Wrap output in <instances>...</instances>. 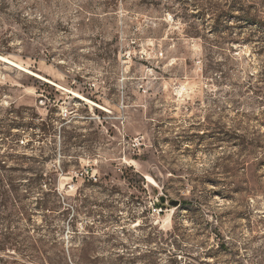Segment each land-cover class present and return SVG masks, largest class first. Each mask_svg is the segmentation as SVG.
Segmentation results:
<instances>
[{"label":"rangeland","instance_id":"obj_1","mask_svg":"<svg viewBox=\"0 0 264 264\" xmlns=\"http://www.w3.org/2000/svg\"><path fill=\"white\" fill-rule=\"evenodd\" d=\"M0 54L96 102L0 60V264H264V0H0Z\"/></svg>","mask_w":264,"mask_h":264},{"label":"bare ground","instance_id":"obj_2","mask_svg":"<svg viewBox=\"0 0 264 264\" xmlns=\"http://www.w3.org/2000/svg\"><path fill=\"white\" fill-rule=\"evenodd\" d=\"M0 60L3 61V62H6V63L12 64V65H14L15 67L17 66V67H19L20 69H22V70H24V71H26V72H28V73H30V74L36 76V77H39V78H41V79H43V80H45V81H47V82H50V83H52V84H54V85H57L59 88L66 89L67 91H70L73 95H75L76 97H79V98L83 99L84 101H86V102H88V103L96 104V102L90 100L89 98L85 97L84 95H82V94H80V93H77V92H74V91H72V90H69V89H67V88H65V87H63V86H61L60 84L56 83V82L53 81L52 79L47 78V77L41 75V74L38 73V72H35V71H33V70H30V69H27V68H25V67H22V66H20L18 63H15L14 61H12V60H10L9 58H7L6 56H3V55L0 54ZM97 105H98V104H97ZM148 179H151V178L149 177Z\"/></svg>","mask_w":264,"mask_h":264},{"label":"trees","instance_id":"obj_3","mask_svg":"<svg viewBox=\"0 0 264 264\" xmlns=\"http://www.w3.org/2000/svg\"><path fill=\"white\" fill-rule=\"evenodd\" d=\"M6 136H8V135H6ZM4 161H5L4 156L0 155V168H4L5 167ZM0 182L3 183L2 179H0ZM14 189H16V188H14ZM51 190H53V189H51ZM1 197H2V203L3 204H5L7 202H10L11 204H14V203H18L19 201H21L18 198L16 193H8V191H0V199H1ZM17 199H19V200H17ZM0 202H1V200H0ZM43 202L46 203L45 205H47V203H48L46 200L43 201Z\"/></svg>","mask_w":264,"mask_h":264},{"label":"water","instance_id":"obj_4","mask_svg":"<svg viewBox=\"0 0 264 264\" xmlns=\"http://www.w3.org/2000/svg\"><path fill=\"white\" fill-rule=\"evenodd\" d=\"M161 200H162L163 202L166 201L165 196L162 197ZM170 204L173 205V206H178V205H180V201H178V200H173V201L170 202Z\"/></svg>","mask_w":264,"mask_h":264}]
</instances>
